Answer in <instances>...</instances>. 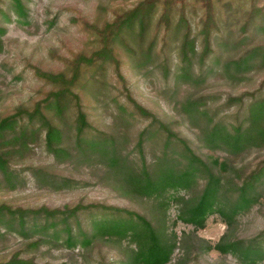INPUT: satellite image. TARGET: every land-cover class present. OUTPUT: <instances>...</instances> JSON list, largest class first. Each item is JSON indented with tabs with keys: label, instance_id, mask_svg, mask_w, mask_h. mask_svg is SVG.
Here are the masks:
<instances>
[{
	"label": "rangeland",
	"instance_id": "obj_1",
	"mask_svg": "<svg viewBox=\"0 0 264 264\" xmlns=\"http://www.w3.org/2000/svg\"><path fill=\"white\" fill-rule=\"evenodd\" d=\"M19 3L21 10L13 0H0V118L18 110L32 111L52 92L68 89L70 78L76 76L72 91L81 99L90 133L100 132L106 146L100 152L75 150L71 137L75 108L71 99L63 107L62 116L63 127L68 130L65 138L69 139H64L63 146L71 157L56 159L48 152L39 116L28 122L25 115V146L20 141L9 155L11 166L19 174L18 184L9 189L0 182V203L24 209L104 205L138 211L168 233L166 239L176 238L171 262L181 253L177 246L183 233L196 234L204 244L213 246L230 230L232 239L256 238L264 248V182L252 193L251 203L232 218L230 229L224 216L230 210L223 201V207L215 206L196 227L177 217L180 206L176 197L187 191L198 194L206 172L197 171L195 183L177 192H163L157 198L131 197L129 189H120V177L104 165L114 148L117 157L125 159L126 168L132 165L140 169L144 164L154 172L155 161L162 162L163 157L181 166L187 154L182 140L207 164L214 159L227 160L226 188L236 191L243 177L264 162V145L229 154L220 147H206L196 129L211 121H220L228 128L241 125L249 101L264 97L261 58L251 61L249 69L224 66L253 47H264V0ZM138 6L151 11L144 19L143 30L137 23L123 24ZM185 39L194 51L187 49L189 61L181 77L185 64L179 49ZM58 75L62 77L57 79ZM186 100H198L205 114L192 120L180 108ZM31 168H43L53 178L41 173L34 176ZM90 217L88 211H82L78 220L81 228H86ZM70 223L75 231L76 221ZM63 239L60 233L58 242L47 239L33 248L28 246L33 239H22L17 234L0 236V262L21 253L20 257L36 264H120L118 242H109L105 237L72 248ZM184 245L192 248V239ZM201 253L198 259L190 258L188 264H244L232 254L223 255L213 249ZM255 264H264V253Z\"/></svg>",
	"mask_w": 264,
	"mask_h": 264
},
{
	"label": "trees",
	"instance_id": "obj_2",
	"mask_svg": "<svg viewBox=\"0 0 264 264\" xmlns=\"http://www.w3.org/2000/svg\"><path fill=\"white\" fill-rule=\"evenodd\" d=\"M13 1L21 10L19 0ZM150 12L148 7L138 6L131 11L123 24L133 25L137 23L139 29L143 30L144 19L150 15ZM105 45L107 46V44ZM187 49L189 52L194 51L193 45H189L185 39L179 49L181 61L185 64L181 69V77H183L186 64L189 61ZM205 56L206 53H203L202 59ZM256 58H261L264 61V47H253L237 60L229 61L224 66L225 69L231 65L238 70L249 69L251 61ZM61 77L62 75H58L57 79ZM54 79L56 78L54 77ZM75 81L76 76H72L66 86L68 89L60 88L52 92L43 101L37 103L30 112L18 110L12 115L0 118V182H3L9 189H15L18 184L19 174L11 166L9 155L20 141L25 146L24 139L27 136V128L23 123L25 115L28 122L39 116L44 128V145L48 152L56 159L71 157L72 153L63 146L64 139L66 141L69 139L65 138L66 134L68 136V130L64 129L62 124L63 107L71 99L74 101L75 108L71 125L73 131L71 137L74 138L75 150L86 152V149L89 148L98 152L105 151L102 147L106 146V139H101L98 131L94 134L90 133V124L81 99L71 88ZM180 108L194 121L205 114L198 100H186ZM245 108L246 116L241 125L228 128L220 121H211V123L197 128V135L201 142H204V145L210 149L223 148L229 154L237 153L246 147L263 146L264 97H253ZM16 127L18 128L16 129ZM143 134L144 132L141 133L140 137ZM170 135L174 136L172 133ZM141 141L140 138L138 145L141 144ZM180 141L187 153L186 163L181 166H177L170 158L163 157L162 162L160 160L155 161L154 172H150L144 164L140 169H135L132 165L126 168L124 166L125 159L117 157L112 147V153L104 165L108 170L111 169L110 172L113 175L120 177V189L123 191L129 189L128 193H131V197L140 195V197L157 198L163 192H177L195 183L197 171L206 172L205 183L198 194H190L187 191L184 195L176 197L180 206L177 217L181 221L197 227L202 224L208 212H211L215 206L223 207L224 204L221 202L223 201L227 204L226 208L230 210L224 214L225 223L230 229L232 218L242 207L251 203L252 193L264 182V162L257 164L246 174L234 192L226 188L229 184L224 175L229 170L227 160L214 159L211 165L207 164L196 156L182 140ZM83 152L80 153L82 154L81 157L85 156ZM30 170L34 176L41 173L50 179L53 178V175L45 173L43 168H31ZM61 179L65 183L69 182L68 179ZM82 211H88L92 215L84 229L78 222ZM222 212L224 211L222 210ZM70 220L76 221L75 231ZM153 222V219L146 218L144 214L138 211L119 210L104 205H91L85 209L79 206L65 210H49L45 207L38 209L12 208L0 203V236L17 234L22 239H33V241L28 242V246L33 248H38L39 243L41 241L46 242L47 239L58 242L60 233H63L62 242L72 248L88 246L94 240L105 237L109 242L110 240L118 242L120 245V264H188L190 258L198 259L202 254L201 252L210 249L223 255L232 254L240 263L244 264H255L263 257L264 248L256 238L232 239L230 233L228 234L230 230H227L213 246L204 244L203 240L196 234L183 233L177 246L181 253L171 262V255L177 240L175 237L166 239L169 234L162 231ZM191 239L193 245L192 248L188 249L184 242H189ZM20 254H13L8 260L1 261L0 264H36L32 260L20 257Z\"/></svg>",
	"mask_w": 264,
	"mask_h": 264
}]
</instances>
